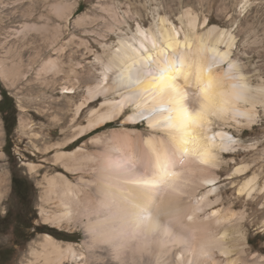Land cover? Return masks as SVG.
<instances>
[{
    "label": "bare ground",
    "instance_id": "obj_1",
    "mask_svg": "<svg viewBox=\"0 0 264 264\" xmlns=\"http://www.w3.org/2000/svg\"><path fill=\"white\" fill-rule=\"evenodd\" d=\"M53 9L65 20L72 16L71 6L54 5ZM115 15L108 27L117 39L110 44L103 41L102 52L95 55V64H91L94 71L95 66L100 67L96 68L98 73L91 69L83 77L78 76L80 79L75 84L79 83L82 90L79 96L78 88L70 89L79 100L71 109V116L62 117L63 124L59 126L64 132L71 130L72 135L44 147L45 154L55 150L54 162L65 169L44 179L46 200H43L51 204L47 205L51 209L41 210L44 221L60 229L80 228L84 238L78 244H63L49 234L44 235L39 251L32 252L35 263L109 264L104 247L89 248L85 211L126 203L125 198L135 197L134 190L144 187L133 181L146 179L150 181L148 187L159 189L153 193L158 199L149 215L152 220H158L160 227L156 231L138 229L135 242L119 264H143L150 256L155 264H200L202 253H211L213 264H264V247L256 249L252 245L248 228L251 225L264 233V147L258 159L242 162L225 175L220 173L223 167L228 170L231 163L237 164L233 154L244 147L242 137L228 128L252 126L259 119V107L264 110V100L257 92L264 89V84H255L246 63L234 59L237 37L232 30L217 26L199 32L198 17L189 9L179 17V24L158 14L150 27L138 24L136 31L123 29ZM30 27L37 29L35 25ZM30 27L24 25L13 32L15 40L28 35ZM187 30L195 33V40L181 39ZM137 44L145 49L156 45V53L150 52L144 58L145 63L171 60L173 50L186 56L183 68L166 78V86L176 97V103H169V96L160 94L156 82L137 72L138 65L131 55L134 51L143 58ZM52 49L54 53L61 50ZM105 49L110 53L108 56L103 54ZM57 59L41 62L37 77L54 69L56 74L64 73L65 67L58 66ZM229 61L232 66L225 68ZM78 66L82 67V63L78 62ZM222 79L228 82L227 88L221 87ZM209 80L214 97H226L246 88L256 103L234 106L229 117L219 124L189 121L180 111L181 104L192 115L198 106V92ZM99 99L104 102L84 118L90 103ZM84 119L86 125L82 124ZM111 122L120 125L88 137L71 151L66 150L86 134ZM256 144L247 148H258ZM209 147L213 150L212 165L200 164ZM165 163L171 172L181 174L175 190L164 187V180L170 174L163 171ZM117 165L131 167L135 174L113 170ZM102 166L108 171L102 172ZM198 207L210 214L204 216L197 211ZM188 216L192 219L188 220ZM255 216L260 221L255 223ZM99 219L103 226L118 224L116 219L103 216Z\"/></svg>",
    "mask_w": 264,
    "mask_h": 264
},
{
    "label": "rangeland",
    "instance_id": "obj_2",
    "mask_svg": "<svg viewBox=\"0 0 264 264\" xmlns=\"http://www.w3.org/2000/svg\"><path fill=\"white\" fill-rule=\"evenodd\" d=\"M128 2L129 0H0V107L8 108L10 113L8 128L5 124L6 115L0 113V252H4L0 264H43L42 261L35 263L32 252L39 251V244L46 234L63 241V244H78L84 238V232L80 228L60 229L44 221L41 210L51 209V204L44 203V179L65 172L62 165L54 162L55 150L45 154L44 147L62 142L67 134L72 135L71 130L64 132L59 125L63 124L65 116H71V109L79 100L77 95L82 90L78 88L79 83L75 84L77 78L80 79L78 76L83 77L87 70L91 71L95 55L102 52L103 41L106 44L116 41L111 39L113 34L108 27L114 19L113 15L116 14L123 29L136 31L138 24L150 27L158 14L179 24L182 13L192 10L198 17L199 32L212 26L232 30L239 45L234 47V51L240 53L239 58L242 63H246L245 67L250 75L254 76V83L264 84V0H132L137 4H151V9L145 8L144 11H133L131 7L125 10L121 7ZM113 4L117 7L113 8ZM54 5H61L63 8L71 6L70 19L59 17L53 9ZM130 16L136 18L135 28L128 22ZM100 23L107 24L104 31L107 34L99 29ZM24 25H35L37 29L30 27L32 30L28 35L15 40V31L22 29ZM103 36H106L105 39ZM52 47L61 50L54 53ZM52 57L58 58L60 64H56L64 66L66 71L62 75L56 74L55 69L48 70L40 78L37 77V67ZM78 62L82 63V67L78 66ZM95 67L97 70L100 68ZM96 68L95 71L92 69L94 74L97 72ZM73 88H78L76 96L70 90ZM4 95L7 96L5 101ZM103 102V99L92 101L84 118ZM259 115L258 121L252 126L228 128L232 134L242 137L244 147L233 154L237 158V164L231 163L228 170L223 167L220 172L222 175L230 173L242 162L258 159L262 154L264 110L261 107ZM82 124L86 125L87 120L84 119ZM119 125L120 122L108 123L78 139L66 150L71 151L100 131ZM258 141L259 145L256 144ZM252 144H256L259 151L247 148ZM13 177L28 181L29 195L23 207L13 196ZM18 212L26 214L20 220L26 239H20L19 244L15 245L11 217L7 215ZM253 221L256 223L260 219L255 216ZM28 224L33 226L25 229L23 225ZM248 228L252 235V245L256 249L264 247V233L257 232L251 225Z\"/></svg>",
    "mask_w": 264,
    "mask_h": 264
},
{
    "label": "snow or ice",
    "instance_id": "obj_3",
    "mask_svg": "<svg viewBox=\"0 0 264 264\" xmlns=\"http://www.w3.org/2000/svg\"><path fill=\"white\" fill-rule=\"evenodd\" d=\"M112 7L116 8L117 5L113 4ZM121 7L125 10L131 7L133 11H144L145 8L151 9L152 6L151 4L144 5L142 3H133L132 0H129L128 3L121 5ZM135 19V17L130 16L128 21L129 23H132L133 28L136 27ZM148 23H150V20ZM98 27L102 32H104L107 28V24L100 23ZM129 38H131V33L129 34ZM189 38L193 40L196 39L193 31L187 30L184 35H181V39L187 40ZM111 39L116 40L117 38L113 35L111 36ZM169 40L171 41L172 37H170ZM243 40L244 37L242 36L241 41ZM118 43L119 41H117V44ZM165 47H167V45H165ZM237 47H239V45H237ZM137 48H139L140 53L143 54V58H141L134 51L131 52L133 62L138 65L137 72L156 82L160 94H167L169 96V103H176V97L172 95L171 91H169L166 86V78L169 77L170 73H178L183 68L186 56L173 50L171 51V60L164 59L163 63L159 60H150L148 63H145L144 58H147L150 52L153 54L156 53V45H151L149 48L145 49L141 45L137 44ZM115 50L119 51L118 48ZM103 54L108 56L110 53L107 49H105L103 50ZM239 57L240 53H237L234 56V59ZM230 66H232V61H229L228 64L224 65L225 68ZM211 83L212 82L209 81V84ZM204 91L205 86L201 87L198 92V106L196 110L193 111L196 113L195 116L189 115L188 109L184 107L183 104H181L180 111L187 116L189 121L198 120L201 123L206 121L208 124H219L224 120L221 117L230 113V110L223 103L215 106L207 105ZM257 92L260 94L261 99L264 100V89H259ZM234 94L237 98L245 99L249 94V90L244 88L239 92H234ZM181 99H183V97H181ZM129 111H131V109H129ZM209 111H211L210 115ZM140 115L143 116V112H141ZM250 119L254 120L252 117H250ZM212 151V148L209 147L205 152L204 158L200 159L199 163L203 165H212ZM113 170H122L124 173H133L131 167H125L122 165H117ZM101 171L107 172L108 169L102 166ZM139 171L142 174V169ZM163 171L170 174L174 173L171 172L167 163H165ZM133 183L144 185V187L134 190L136 193L135 197L125 198L126 203L114 206H105L103 210L96 208L90 211H85V216L87 218V231L89 233V248L104 247V250L109 254V264H119L122 257L127 254V250L132 247V243L135 242L138 229L144 227L146 231H156L160 227L158 220H152V217L149 215V212L155 207V202L158 199L155 195H153V193L158 192L159 189L148 187L150 181L146 179H136ZM172 189L175 190L174 186ZM197 211L202 212L204 216H208L210 214L205 212L202 207H198ZM101 216L105 219L118 220L117 226H103L99 219ZM187 219L191 220L192 217L188 216ZM29 226L31 227L33 225L30 224ZM178 250L184 251V248H178ZM201 256L203 257V260H201L200 264H213V257L211 253H202ZM143 264H155V260L150 256L148 259L143 261Z\"/></svg>",
    "mask_w": 264,
    "mask_h": 264
},
{
    "label": "trees",
    "instance_id": "obj_4",
    "mask_svg": "<svg viewBox=\"0 0 264 264\" xmlns=\"http://www.w3.org/2000/svg\"><path fill=\"white\" fill-rule=\"evenodd\" d=\"M82 10V6L79 7V11ZM7 99V96L4 95V99L3 101H5ZM0 113L5 114V124L8 128L9 126V120H10V116H9V109L5 108V107H0ZM28 181L22 178H17V177H13L12 179V186H13V196L15 197V199L18 201V203L21 205V207H23L24 205H26V201L28 199V195H29V190H28ZM26 214H22L20 212H18L17 214L14 213H10L7 216L11 217V225L13 226V234H14V242L15 245L19 244V240L23 239L25 237V233L24 231H22V228L20 227V224L22 222H20V220L25 217ZM13 221V222H12ZM23 227L25 229H30L31 227L29 226H24ZM4 252H0V259L2 258Z\"/></svg>",
    "mask_w": 264,
    "mask_h": 264
},
{
    "label": "clouds",
    "instance_id": "obj_5",
    "mask_svg": "<svg viewBox=\"0 0 264 264\" xmlns=\"http://www.w3.org/2000/svg\"><path fill=\"white\" fill-rule=\"evenodd\" d=\"M210 81V80H209ZM227 81L226 80H221V87L227 88ZM205 91H204V96L206 98V103L209 106H215L218 104L223 103L230 111L234 106L240 105H246V104H255L256 101L255 99L248 94V96L245 99H240L237 98V96L234 93H229L226 97H214L211 95V89H212V83L209 84L206 83L205 85ZM211 114V111H209V115ZM196 113H192V116H195ZM230 113L225 114L222 119H227L229 117ZM180 173L174 172L169 174L167 178L164 180V187L166 189H172L174 185L178 183L180 180Z\"/></svg>",
    "mask_w": 264,
    "mask_h": 264
}]
</instances>
